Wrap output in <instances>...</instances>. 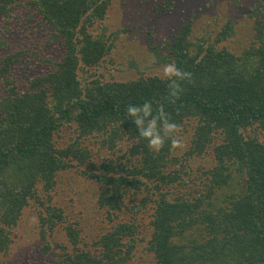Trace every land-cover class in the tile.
Wrapping results in <instances>:
<instances>
[{
    "label": "trees",
    "instance_id": "trees-1",
    "mask_svg": "<svg viewBox=\"0 0 264 264\" xmlns=\"http://www.w3.org/2000/svg\"><path fill=\"white\" fill-rule=\"evenodd\" d=\"M146 1L0 0V39L23 26L16 31L43 38L34 53L59 52L24 60L30 52L0 43V263L34 206L40 239L65 224L73 245L50 264H264V39L250 38L238 54L230 49L237 20L201 27L179 14L158 32L159 19L193 10V1ZM116 6L139 11L147 31L137 45ZM263 7L237 15L264 29ZM173 61L193 79L169 104L161 66ZM20 69L24 79L15 78ZM144 100L165 104L182 149L166 141L149 150L125 111ZM72 172L101 190L96 213L108 226L93 247L80 234L99 230V217L74 221L56 204L59 176ZM143 242L152 259L142 262Z\"/></svg>",
    "mask_w": 264,
    "mask_h": 264
},
{
    "label": "rangeland",
    "instance_id": "rangeland-1",
    "mask_svg": "<svg viewBox=\"0 0 264 264\" xmlns=\"http://www.w3.org/2000/svg\"><path fill=\"white\" fill-rule=\"evenodd\" d=\"M143 4H151V2H148L146 0H141ZM158 2H163L166 0H157ZM176 1V0H175ZM192 2V9L194 10H186V13L183 12H177L173 11L169 16L163 17L161 20L159 19L158 25L159 27H155V29H160L158 32L164 33L166 30L170 29L172 25H175L171 22V19L174 16L184 15L185 18H189L190 15H193L194 20L197 21L198 26H206V22L210 23L211 25L214 24L215 19L219 18L220 20H230L234 19L236 21V29L235 33L238 34L237 44L233 45L230 49L233 52H237L240 54L243 52V49L241 48V45H245L247 41L254 37L259 39H264L260 33H264V29H258L256 30L257 25L255 26L256 20H250L246 19L242 15H237V13L241 10V8H247V5H251L253 3H257L261 0H236V4H234L235 0H213L214 6L211 8L207 5L212 0H199L202 1V4H195L194 1ZM198 1V0H197ZM190 3V0L188 1ZM150 5V6H151ZM236 5L238 7H236ZM117 14L126 13L125 15H122L121 18L122 22H119V24L124 27H128L131 29H134V32L128 33L125 38H130L129 44L137 45L135 44V39L139 35L142 29L147 31L146 26L144 24L142 25V19L140 16V13L138 10H128L125 11V9L121 7H117ZM217 9L219 15L217 14ZM264 9V7H263ZM115 11V7L113 9ZM112 11V13H113ZM264 21L263 19H260ZM25 26H27V23L23 21ZM14 28L11 31V34H7L2 36L0 39V43L2 45H9L10 49H7V51H11L16 49V51L19 52H25L27 56L23 57V59H33V60H39V57H42V54L44 51L48 52L53 56V58L58 57V50L54 46H48L45 48L44 51L41 53H34L39 52L38 49L39 46H41L43 42V38L37 37L33 38L32 30H27L26 35H22L21 32L23 31H16L17 28L21 29L23 26H16L13 25ZM117 26H119L117 24ZM112 31V29H111ZM144 35V33H143ZM145 36V35H144ZM27 37H32V40H29ZM138 43V42H137ZM24 47V48H23ZM140 47V46H137ZM54 48V49H52ZM122 50V49H121ZM3 53H6L7 51L2 50ZM141 55L143 57H147V52L141 51ZM1 54V53H0ZM142 57V58H143ZM144 65H142L143 67ZM27 70L20 69L16 71L15 78H21L24 79V77L27 76ZM1 90V86H0ZM98 184H94L93 182H85L80 178L76 172L72 173H62L59 176L58 181V187L55 193L56 196V204L63 208L64 211H66L69 214L70 219H74V221H80L81 218V212H84L86 215L90 212L94 217H99V230H96L94 234L86 232L85 235H82V232L80 234V238L82 239V242L87 244L89 247L94 246V240L97 237V232L102 229L103 226H108V222L106 221V217L104 216V212L96 213L97 208V199L98 196H96V190L99 191V194L101 190L99 189ZM74 191H80V193H75ZM87 193V197H83V194ZM36 208L32 206V209L27 208L24 211V215L20 221V224L12 231L13 234L9 236V240H11V250L10 254L8 256H4L2 260H5L4 264H50L49 260L53 262L52 260H55V262L58 261V259L69 249L73 250V245L70 243V240L68 236L66 235V225L58 228L53 233L52 231H47L45 234V238L43 239L39 237L38 235V214L35 210ZM91 209H94L95 212H91ZM105 219V222H104ZM74 221H72L74 223ZM94 222V220H93ZM75 224V223H74ZM95 226L96 222H94ZM79 230V229H78ZM89 231V230H88ZM149 238V234H148ZM146 242L139 243L136 248V260H147L149 261L152 259L151 255L148 254V252L145 249ZM45 252L46 254H44ZM52 257V258H51ZM2 260L1 263L2 264ZM54 262V263H55ZM143 262V261H142Z\"/></svg>",
    "mask_w": 264,
    "mask_h": 264
},
{
    "label": "clouds",
    "instance_id": "clouds-1",
    "mask_svg": "<svg viewBox=\"0 0 264 264\" xmlns=\"http://www.w3.org/2000/svg\"><path fill=\"white\" fill-rule=\"evenodd\" d=\"M161 74L168 82L166 102L175 104L185 91L183 85L192 82V73L181 69L173 61L161 66ZM125 111L136 126L139 137L147 141L150 151L160 152L166 141H170V150L184 147L182 137L177 135L180 125L174 122L164 103L144 100L142 103L128 104Z\"/></svg>",
    "mask_w": 264,
    "mask_h": 264
},
{
    "label": "bare ground",
    "instance_id": "bare-ground-1",
    "mask_svg": "<svg viewBox=\"0 0 264 264\" xmlns=\"http://www.w3.org/2000/svg\"><path fill=\"white\" fill-rule=\"evenodd\" d=\"M125 28V27H124Z\"/></svg>",
    "mask_w": 264,
    "mask_h": 264
}]
</instances>
